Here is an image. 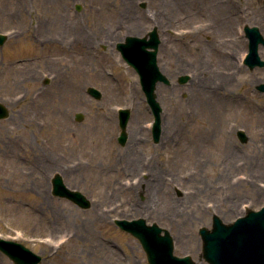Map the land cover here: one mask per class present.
<instances>
[{
	"label": "rangeland",
	"instance_id": "1",
	"mask_svg": "<svg viewBox=\"0 0 264 264\" xmlns=\"http://www.w3.org/2000/svg\"><path fill=\"white\" fill-rule=\"evenodd\" d=\"M141 1L128 0V12L124 0H0V32H8L0 102L10 110L0 119V235L41 254L39 264H149L140 241L114 222L136 217L167 228L175 254L210 264L199 228L211 227L214 214L228 223L264 205V164L249 163L264 150V91L257 88L264 81H256L264 66L244 63L243 29L257 25L264 35V0ZM153 26L161 36L158 64L172 80L156 90L163 107L157 143L139 74L116 46ZM221 39V53L231 50L241 66L222 96L211 91ZM259 51L264 58V45ZM183 74L190 75L184 84ZM120 107L131 110L126 146L117 140ZM16 141L25 146L19 158ZM57 172L92 205L54 195ZM247 174L252 180H242ZM0 264L14 262L0 251Z\"/></svg>",
	"mask_w": 264,
	"mask_h": 264
},
{
	"label": "water",
	"instance_id": "2",
	"mask_svg": "<svg viewBox=\"0 0 264 264\" xmlns=\"http://www.w3.org/2000/svg\"><path fill=\"white\" fill-rule=\"evenodd\" d=\"M245 30L250 38V50L246 63L251 68L264 65V60L258 52L259 44L264 43V36L258 26L246 25ZM6 38L5 34H0V44H3ZM159 43L160 37L156 27L149 32V38L147 36H127L126 42L118 43V48L125 59L140 74L147 100L155 114L153 131L156 140L159 139L161 132L162 107L157 100L155 89L159 81L170 83L157 63ZM188 79V74L179 77L181 83ZM257 87L264 91V83H260ZM88 90L97 98L102 95L100 90L93 86H90ZM8 115V108L0 102V118ZM82 117V113L77 114L78 119ZM129 117L128 108L120 110L122 133L119 140L122 143H125L127 138L126 125ZM238 133L241 140L247 139L242 130ZM53 193L68 197L84 208L91 205L90 200L80 190L70 189L59 173L53 178ZM116 222L140 239L150 264H197L190 256L179 257L173 253L174 245L170 232L158 226L157 223L147 224L144 218L118 219ZM200 234L203 238L202 255L211 264H264V209L259 212L249 210L247 215L230 223H225L218 215H214L213 227L211 229L206 226L201 227ZM0 249L6 252L15 264H38L42 259L41 255L19 242L0 239Z\"/></svg>",
	"mask_w": 264,
	"mask_h": 264
},
{
	"label": "bare ground",
	"instance_id": "3",
	"mask_svg": "<svg viewBox=\"0 0 264 264\" xmlns=\"http://www.w3.org/2000/svg\"><path fill=\"white\" fill-rule=\"evenodd\" d=\"M128 0H124V2L122 3L123 9L128 11L131 9V5H129V3H127ZM130 12V11H128ZM60 25L64 28H66V25L64 24V21H60ZM141 22L139 21L138 23H135L134 25V29H138V27H140ZM67 26H70L67 25ZM63 28V30H65ZM234 40V44L237 42L238 38H234L232 39V41ZM225 44L224 40L221 39V41L219 42H215V49L214 52L215 54L218 56V62L221 64V66H219V72L216 70L215 73H213V75H216L214 80H213V85L211 86V91L213 95H227L229 93V89L228 86L231 85L232 80L234 78V75L236 73V70L240 71L241 70V66L239 64V62H236V57H234V53H231L230 51H227L223 53H221V45ZM230 52V53H229ZM240 60H242V58H240ZM212 75V76H213ZM258 81H264V78H258L256 80ZM252 103H254V101H251ZM33 104L36 103V99H33L32 102ZM40 106L42 105V103L39 104ZM256 107H258L257 105H254ZM262 110H264V107H262ZM262 133H259V135H261ZM17 144V148L15 151L12 152V154L14 156L22 157V151H24V144L21 145L20 142L16 141L15 145ZM259 153H257L256 155H252L250 157V167H254V169H258L259 167H261L262 164H264V150L262 148L259 149ZM248 163H246L247 165ZM253 175H258L259 173H252ZM255 178L258 176H254ZM253 176L250 174H247L246 176L242 177V180H252ZM239 180V179H238ZM92 205V204H91ZM112 250H114V248H112ZM110 257L112 258L111 260H117L116 259V252L113 251L112 254H110Z\"/></svg>",
	"mask_w": 264,
	"mask_h": 264
}]
</instances>
